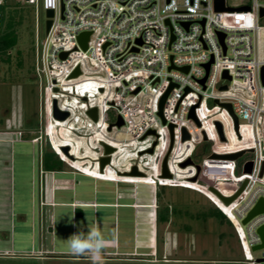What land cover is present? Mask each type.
<instances>
[{
  "label": "built area",
  "instance_id": "built-area-1",
  "mask_svg": "<svg viewBox=\"0 0 264 264\" xmlns=\"http://www.w3.org/2000/svg\"><path fill=\"white\" fill-rule=\"evenodd\" d=\"M21 1L36 10V73L44 84L48 112L51 97L55 119H60L56 105L69 113L62 120L89 129L91 136L85 138H103L115 148L111 163L115 156H128L114 171L138 180L82 171L96 178L147 183L155 192L161 186L210 191L224 204L211 187L234 196L246 182L226 204H234L233 216L206 195L236 228L246 262L264 264V248L259 257L253 254L261 242L257 229L264 225V212L243 223L264 199V3L247 0L230 6L223 0L220 9L217 0ZM40 9L54 11L43 38ZM83 32H90L87 49L79 41ZM77 68L81 73L72 77ZM93 108L97 119L88 113ZM240 151L252 157L243 161L238 174V159L211 157ZM102 156L95 159L99 169ZM194 156L206 157L196 164ZM166 157L168 176L163 175ZM190 158L193 163L183 166ZM248 161L252 170L245 172ZM178 165L185 171L176 170ZM134 166L142 174H130ZM152 206L155 220L156 198Z\"/></svg>",
  "mask_w": 264,
  "mask_h": 264
},
{
  "label": "rangeland",
  "instance_id": "rangeland-1",
  "mask_svg": "<svg viewBox=\"0 0 264 264\" xmlns=\"http://www.w3.org/2000/svg\"><path fill=\"white\" fill-rule=\"evenodd\" d=\"M246 1L227 0L230 6L242 4ZM259 1L264 3V0ZM17 3L14 0L3 1V4L10 8ZM26 5L29 8H34L31 4L26 3ZM33 14V26L29 24L31 26L29 28L28 23L25 22L20 29L21 34L17 48L22 51V64H18L19 58L16 55V50L11 53L10 63L1 64L0 139L11 138L13 137L12 133L15 132L17 137L30 138L33 143L39 144V147L42 146L44 151L53 150L56 152L52 146L53 143L54 147L59 149L63 156H67L72 162L80 163L86 170L101 174L95 159H98L101 154H105V147L104 144H98L97 140H101L99 143H103L102 141L105 139L85 138L88 133L91 136L89 129H78L75 124L69 121L55 119L51 97H49V112L47 110L44 84L36 73V10ZM261 23L264 24V18ZM39 32L41 38L46 34V11L43 9H40L39 13ZM75 102V100H72L70 103L73 108L77 106ZM112 112H110L111 115ZM110 143L117 147V143ZM65 147L68 148L67 152L64 150ZM34 152L30 144H17L14 149L9 141L0 140V158H8L9 166L12 167L5 170L4 167H1V164L5 162L1 161L0 163V264H93L90 255L61 256L44 252H30L28 254L25 251L18 253L8 249L7 245L10 246V244L6 245L5 239L2 238L6 233L11 234L12 224L6 223V217H10L11 209L14 213L20 210L19 203L22 201L20 192H26L27 187L20 183L19 176L21 172L17 170L15 174L12 165L15 162L8 156H34ZM127 157L124 154L123 156H115L112 164L107 166L104 173L118 176L114 173V166L125 161L128 162L130 159L127 160ZM204 157L206 156H194V161L196 164H201ZM250 157L252 156L247 153L238 159L237 174L241 173L240 165L243 161ZM18 159L16 158V164L19 162ZM133 161L137 162L138 160L134 159ZM183 168L182 165H178L176 170L184 172ZM129 179H135V177H129ZM206 182L209 183L210 181ZM137 184L140 197L155 201L153 200V198L155 199L154 187L151 188L149 185L144 187L143 183ZM160 190L162 192L160 191L157 196L159 214L158 246L157 251H154V256L121 257L101 254L100 264H248L236 228L232 223L227 219H224L222 223L216 217L207 220L192 217L200 211L216 207L208 196L213 198L230 216H233L234 204L228 206L222 203L210 191L206 192L207 196L203 192L179 186H161ZM220 190L224 192L222 187H220ZM12 200L14 201L13 207H10L7 203H11ZM147 210L150 212L151 208ZM143 222L148 224L151 234L152 220H149L150 225L148 219H143ZM15 226H17L16 245L17 247H24L29 243L31 235L27 227L20 224L18 216ZM142 226L141 223L140 227ZM141 235L142 232L140 231V238ZM148 238H151V236ZM49 242H51V239ZM120 250L121 252L132 251L133 244H121ZM150 251V248L143 246L139 248L140 253ZM253 254L259 257L261 252L260 250L255 251Z\"/></svg>",
  "mask_w": 264,
  "mask_h": 264
},
{
  "label": "crops",
  "instance_id": "crops-1",
  "mask_svg": "<svg viewBox=\"0 0 264 264\" xmlns=\"http://www.w3.org/2000/svg\"><path fill=\"white\" fill-rule=\"evenodd\" d=\"M12 135L11 138L0 140L9 141L14 149L17 144H30L35 152L34 156H8L15 162L12 164L15 174L17 170L21 172L20 183L27 186L26 192H20L22 195L20 197L22 201L19 203L20 210L14 213L11 209L10 217H6V223L12 224L11 234L6 233L2 236L6 245L10 244V246L7 245L8 249L18 253L25 251L28 254L44 252L52 255L75 256L69 250L68 239L81 231L87 232L88 228L98 227L104 239L109 242L102 249V255L154 256V251H157L158 246L159 214L157 210L154 220L152 211L154 201L140 197L138 184L96 178L85 172L110 178L118 176L107 175L101 170V174H97L86 170L80 163L76 164L65 159L81 169L78 170L76 167L69 166L60 156L51 158L52 168L46 167L43 153L47 150L44 151L42 146L39 147V144L33 143L30 138L17 137L15 132ZM16 158H19L20 163L16 164ZM1 161L5 162L1 164L5 170L8 167L12 168L9 166L8 158H0V163ZM125 180L134 181L136 179L125 178ZM142 185L146 187L149 184L143 183ZM158 191L154 190L156 199ZM13 203L12 200L7 205L13 207ZM148 208H151L150 212ZM17 216L20 224L27 227L31 235L29 243L24 247L16 245ZM143 219H148L149 225V220H152L151 234L150 227L143 222ZM141 223L142 227H140ZM140 231L142 232L141 238ZM150 236L151 238H148ZM50 239L51 242H49ZM124 243L133 244V250L121 252V244ZM141 246L150 248L151 251L140 253Z\"/></svg>",
  "mask_w": 264,
  "mask_h": 264
},
{
  "label": "water",
  "instance_id": "water-1",
  "mask_svg": "<svg viewBox=\"0 0 264 264\" xmlns=\"http://www.w3.org/2000/svg\"><path fill=\"white\" fill-rule=\"evenodd\" d=\"M222 3V4H221ZM217 4H218V7L220 9L223 8V0H217ZM230 9H233V8H230ZM242 9V8H241ZM243 9H249V7H243ZM54 14V11L49 9V10H46V31L49 30L50 28V25H51V19L50 17H52ZM264 14V11L262 10V15ZM89 35H90V32H83L81 35H79V41L81 43V46L84 48V49H87V42H88V39H89ZM67 53L64 52L62 54V57H66ZM207 69H209V64H207ZM80 69L77 68L74 73L72 74V77H76L80 74ZM262 80H263V83H264V67L262 68ZM224 88H226V86H224ZM166 95L163 97L162 101H161V109L163 107V103H164V100L166 98ZM227 107H229L231 110H232V105L231 104H226ZM91 116L94 117V119H97V109L96 108H93L91 110H89L88 112ZM161 113V112H160ZM69 115L68 112H62L60 111L57 106L55 105V116L60 118V119H65L67 116ZM192 115H193V111H192ZM236 123H237V117H236ZM123 124V121L120 120L117 122V125L121 126ZM173 127V126H172ZM219 128H220V131L222 133V128H221V125L219 124ZM188 134H184V139L188 138ZM104 144V147H105V154L106 156H102L100 158V166H101V169L103 170L105 168V166L109 163H111V156L110 154L113 153L115 151V148L112 147L111 145L109 144H106V143H103ZM64 150L67 152L68 151V148L65 147ZM153 149H150V152H152ZM244 151H240V152H237V153H231V154H212V158H219V159H239L240 157H242ZM193 163V160L190 158L188 159L186 162H184L182 165L183 166H186L187 164H191ZM252 161H248L245 163L244 165V171L245 172H250L252 170ZM130 174L132 175H140L142 174L137 166H134L132 168V171L130 172ZM163 175L165 176H168L170 175L169 174V170H168V167H167V157L165 158L164 162H163ZM246 185V182L242 185V187L240 188V190L234 195V196H224L223 194H221V192H219L217 189H215L214 187H211V190H213L226 204H229L235 197H237V195L244 189ZM261 212H264V199H260L256 205L254 206V208L248 213V215L243 219V223L246 224L253 216H255L256 214L258 213H261ZM257 232L261 238V242L257 245H255L253 247V249L256 251V250H259V249H262L264 248V225H261L258 229H257ZM264 259H260V261H263Z\"/></svg>",
  "mask_w": 264,
  "mask_h": 264
},
{
  "label": "trees",
  "instance_id": "trees-1",
  "mask_svg": "<svg viewBox=\"0 0 264 264\" xmlns=\"http://www.w3.org/2000/svg\"><path fill=\"white\" fill-rule=\"evenodd\" d=\"M17 2L18 3L14 7L10 8L7 5L2 4L0 8V69L2 63L11 62V53L14 50H16V55L19 58L18 64H22V51L17 48L21 34L20 29L25 22L28 23L29 28L33 26V12L35 11V8H29L26 5V2ZM43 156L45 166L52 168L53 166L50 162L51 158L58 155L53 150H47L43 153ZM160 191L161 190L158 191V195L160 194ZM192 217L203 220H207L211 217H216L222 223L224 222V219H227L230 222L227 216L218 207H214L210 210L200 211Z\"/></svg>",
  "mask_w": 264,
  "mask_h": 264
},
{
  "label": "clouds",
  "instance_id": "clouds-1",
  "mask_svg": "<svg viewBox=\"0 0 264 264\" xmlns=\"http://www.w3.org/2000/svg\"><path fill=\"white\" fill-rule=\"evenodd\" d=\"M109 242L106 241L98 227L88 228L68 239L69 250L74 255H90L93 264H100L101 251Z\"/></svg>",
  "mask_w": 264,
  "mask_h": 264
},
{
  "label": "bare ground",
  "instance_id": "bare-ground-1",
  "mask_svg": "<svg viewBox=\"0 0 264 264\" xmlns=\"http://www.w3.org/2000/svg\"><path fill=\"white\" fill-rule=\"evenodd\" d=\"M58 151H59V153L61 154V156H63V154L60 152V150L59 149H57ZM64 157V159H68V157L67 156H63ZM69 160V159H68ZM109 164H112V163H109ZM109 164L107 165V166H109ZM106 166V167H107ZM115 166H119V165H115ZM114 166V167H115ZM116 168V167H115ZM102 172H103V170L102 169H100ZM115 170V169H114ZM114 173L115 174H117L115 171H114ZM118 175V177H123V178H129V177H132V176H130V175H119V174H117ZM140 178V177H139ZM141 178H144L143 176H141ZM136 180H138V179H136ZM232 213H233V210H232Z\"/></svg>",
  "mask_w": 264,
  "mask_h": 264
},
{
  "label": "snow or ice",
  "instance_id": "snow-or-ice-1",
  "mask_svg": "<svg viewBox=\"0 0 264 264\" xmlns=\"http://www.w3.org/2000/svg\"><path fill=\"white\" fill-rule=\"evenodd\" d=\"M242 17H238V19H241Z\"/></svg>",
  "mask_w": 264,
  "mask_h": 264
}]
</instances>
